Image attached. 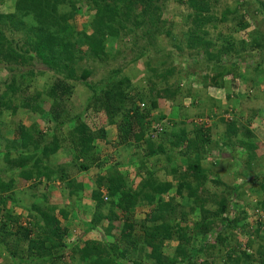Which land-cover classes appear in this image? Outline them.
Here are the masks:
<instances>
[{
    "label": "trees",
    "instance_id": "obj_1",
    "mask_svg": "<svg viewBox=\"0 0 264 264\" xmlns=\"http://www.w3.org/2000/svg\"><path fill=\"white\" fill-rule=\"evenodd\" d=\"M79 2L87 4L88 9L93 12L88 24L91 32L86 28L78 32L70 24V20L80 9L78 0H15L12 11L0 13V60L16 67L10 86L12 92L25 94L33 84L38 72L25 70L31 62L37 61L57 74L48 90L24 97L21 104L27 111L51 117L56 125L53 134L38 131L39 125L36 122L30 126L19 124L18 140H6L8 147L18 154L11 163L21 169L20 176L26 180L59 181L63 184L65 198L68 196L70 201L63 207L50 205L45 196L42 202H32L29 222L23 225L20 216L13 215L7 208L8 201H16L15 183L0 177V215L3 217L0 225V248L7 253L10 264H64L63 260L69 255V251L77 261L75 264H217L218 258L223 259L224 264H264V245H258L256 240L264 225L258 224L253 231L254 235L248 232L246 211L240 210L237 203L236 197L247 182L232 187L216 202L218 206L215 209L208 206L210 200L198 194L207 178L202 159L210 137L204 128L196 129L193 138H189L186 128H180L173 133L174 140L171 143L172 149H179L183 143H187L182 155L186 157L188 168L181 176H176L179 179L176 191L183 196L187 190L188 199L196 204L192 206L191 212L199 210L200 219L193 222L192 228L187 223L182 226L181 221L188 222L189 216L180 210V206L171 203L174 198L164 202L163 197L175 188V184L154 178L157 169L148 170V175L133 188L115 168L97 179L96 188L91 194L93 211L91 214L85 212L81 240L71 246L66 242L70 229L63 225V220L69 219L68 207L71 205L75 210L83 209L77 203L82 201L84 189L77 178H71L68 166L55 168L50 163V159L62 148L57 133H61L67 126L71 127L67 143L74 153L71 166L76 167L79 172H87L100 163L95 147L96 139L104 138L107 134L104 130L93 131L84 119L86 113L89 110L102 112L107 116L108 122L114 125L123 112H131L128 117L132 120L127 125L136 142L146 139L149 148L145 157L149 158L160 152L164 153L165 148L156 146L150 138H146L149 133L147 119L159 108V99L174 101L182 93L180 83H169V77L174 74V70L170 68H153L152 74L156 75L148 87V95H141L138 100L145 108H141L135 95L133 96L131 79L127 76L117 79L120 69L113 71L96 85L87 80L91 76L87 74V70L78 76L80 66L87 58L103 61L110 57L108 49L113 41L131 36L144 38L145 35L152 38V27L160 22L161 17V13H158L161 11L160 7L151 0ZM184 3L193 10L190 14L193 25L186 36L187 47L195 49L197 45L205 53L206 65L214 66V74L204 76L206 85H224V77L230 73L231 67L226 66L223 57L237 51L233 45L223 46L216 52L208 51L209 47L214 46V41L198 45L200 34L208 35L206 26H215L218 19L212 16L208 0H186ZM224 20H227L225 14L221 21ZM241 27L246 29L247 25L241 24ZM159 29L156 27L155 32ZM139 30L142 32H138ZM20 31L24 35L18 40L16 34ZM256 45L262 47L258 40L255 47ZM150 53V50L144 49L132 62ZM75 81H82L92 92V96L88 98L82 111L72 114L66 97L73 94ZM43 95L51 101L48 111L43 108L46 101ZM1 106L11 110L13 115L18 110L17 106H12L9 102H3ZM2 111L0 110V116ZM239 130L235 121L230 122L226 131L229 140L239 137ZM244 133L249 139L248 142L240 139L241 144L251 151L254 147L251 142L253 134L249 130ZM48 136L52 140L49 141ZM165 155L168 165L173 164L176 157L168 152ZM4 156L6 162H10L11 152H6ZM173 174L177 175V171ZM254 177L257 180L259 175L255 174ZM104 182L108 184L107 187H104ZM144 207L150 211L144 219L137 220L136 213L139 208ZM256 207L259 212L264 213V199ZM236 211L242 217L236 216ZM240 229L249 237L244 248L241 244L234 246L232 242L237 241L234 232ZM89 232H96L98 238L84 239ZM171 241L178 244L173 254L165 253L163 248ZM199 242L200 246L195 244ZM201 258L204 261L200 262ZM1 259L0 253V261Z\"/></svg>",
    "mask_w": 264,
    "mask_h": 264
},
{
    "label": "rangeland",
    "instance_id": "obj_2",
    "mask_svg": "<svg viewBox=\"0 0 264 264\" xmlns=\"http://www.w3.org/2000/svg\"><path fill=\"white\" fill-rule=\"evenodd\" d=\"M79 1L77 5L80 9L70 20V24L78 32L85 28L91 32L88 24L93 12L88 9L87 4L83 5ZM151 1L161 9L158 12L161 13L160 22H156V26L152 27V38L144 35V38L131 36L113 41L108 49L110 57L103 61L87 58L81 64V70L77 75L80 76L84 70H87V74H91L87 80L96 85L109 77L113 71L120 69L121 72L117 79L121 80L124 76L131 79L133 96L135 95L137 104L145 108L138 100L141 95L142 97L148 95V87L151 86V81L155 80L156 75L152 74L153 68L174 70V74L169 77V83H180L181 96H178V99L175 98L174 101L159 99V108L154 110L147 119L149 133L146 138H150L156 146H164L165 150L164 153L145 157L149 148L146 139L136 142L132 135L133 132L127 125V122L132 120L128 117L131 112L127 114L123 112L116 124L112 125L104 113L89 110L84 118L86 123L93 131L104 130L107 135L104 138L98 137L95 141L100 163L87 172H79L76 167L71 166L74 153L67 144L71 127L67 126L61 133H57L62 148L50 159V163L55 168L61 165L68 166L71 178H77V182L84 189L83 199L77 203L81 204L83 209L75 210L71 205L68 207L69 219L67 221L62 219L63 225L70 229L66 238L70 246L78 244L81 240L85 212L91 214L93 211L91 194L96 188L97 179L115 168L123 174L128 185L133 188H136L142 178L148 175V170L157 169L154 178L175 184V188L163 197L164 202L167 203L174 198L171 203L177 207L180 206V210L189 216L188 222L181 221L183 219L180 216L182 226H186L187 223L192 228L193 222L200 219L199 210L191 212L192 206L196 204L188 199L187 190L183 196L176 191L178 175L188 168L186 157L182 155L187 143H183L179 149L171 147L174 140L173 133L180 128H186L189 131V138H193L195 130L199 128H204L209 132L210 140L202 159L207 178L204 187L198 193L199 196L210 200L208 206L215 209L218 206L216 202L232 187L247 182L239 196L236 197L239 209H244L247 214L246 222L249 227L246 230L254 235L253 231L258 224L264 225V213L259 212L256 207L258 202L264 199V0H208L211 14L218 21L215 26L213 24L206 26L208 35L200 34L197 39L198 45H206V41H214V46L209 47L208 51L216 52L227 45H233L234 50L237 51L228 56L224 55L223 61L226 66L231 67V71L224 77V85L218 87L212 84L206 85L207 81L204 76L213 75L215 69L211 64L206 65L205 53L197 45L195 49L187 47L186 36L193 25L190 16L193 10L184 3L186 0ZM14 2L15 0H0V13L12 11ZM224 14L227 20L221 21ZM241 24H246V29H242ZM156 27L160 28L158 32H155ZM16 35L20 40L24 34L22 35L20 31ZM256 40L261 43L262 47L257 45L255 47ZM144 49L150 50L151 53L132 62ZM15 69V66L0 60V110H3L0 116V122H3L0 123V177L5 181H14L16 201H8L7 208L13 215L20 216L21 223L26 225L29 222L28 216L31 214L32 202H42L45 196L50 205L63 207L70 201L67 199L68 196L65 198L62 191L63 184L59 181L26 180L20 176L21 169L11 163L18 157V154L8 147L9 143L6 140H18L19 124L30 126L36 122L39 125L38 131L49 135L53 134L56 127L51 117L27 111L22 108L21 104H23L24 97L32 96L37 92L42 94L46 89L48 90L56 80L57 74L37 61L31 62L25 70H35L38 72L37 76L25 94H15L10 89ZM74 85L73 94L66 97L67 106L72 114L82 111L88 98L92 96V92L82 81H75ZM43 99H46L43 108L48 111L51 101L45 95ZM3 102L17 106L16 114L13 115L11 110L4 109L1 106ZM233 121L238 125L240 134L239 137L229 140L226 132L227 125ZM156 126H162L164 129L159 131ZM246 130L253 134L251 142L254 143V147L251 151H248L240 141L243 139L248 142L249 138L244 133ZM48 139L50 141L52 137ZM9 151L11 160L6 162L4 155ZM165 152L172 153L176 157L173 164L168 165ZM176 171L177 175L173 174ZM255 174L259 175L257 180H255ZM107 185L104 182V187ZM149 211L147 207L139 208L136 213L137 220L144 219ZM235 215L239 216L240 212L236 211ZM2 219L0 215V225L3 222ZM260 230V235L256 240H258V245L260 243L264 245V226ZM137 231H140V227ZM90 233L86 235V239H93ZM234 234L237 241H232L233 245L241 244L244 248L249 240L248 235L242 229L235 231ZM97 235L94 232L93 236L98 238ZM177 244L176 241H171L164 246L163 251L173 254ZM195 244L200 246L201 243ZM1 248L0 264H10L7 253H4ZM68 254L63 260L64 264L77 262L70 251ZM224 259L227 260L225 257ZM222 260L218 258L217 264H224L225 261ZM199 261H204V258Z\"/></svg>",
    "mask_w": 264,
    "mask_h": 264
},
{
    "label": "crops",
    "instance_id": "obj_3",
    "mask_svg": "<svg viewBox=\"0 0 264 264\" xmlns=\"http://www.w3.org/2000/svg\"><path fill=\"white\" fill-rule=\"evenodd\" d=\"M80 211V210H79ZM94 232H91L89 235L92 236L93 239L97 238L96 236H93ZM88 235V234H87Z\"/></svg>",
    "mask_w": 264,
    "mask_h": 264
},
{
    "label": "built area",
    "instance_id": "obj_4",
    "mask_svg": "<svg viewBox=\"0 0 264 264\" xmlns=\"http://www.w3.org/2000/svg\"><path fill=\"white\" fill-rule=\"evenodd\" d=\"M156 129L161 131L162 130V126H160V127L156 126Z\"/></svg>",
    "mask_w": 264,
    "mask_h": 264
},
{
    "label": "clouds",
    "instance_id": "obj_5",
    "mask_svg": "<svg viewBox=\"0 0 264 264\" xmlns=\"http://www.w3.org/2000/svg\"><path fill=\"white\" fill-rule=\"evenodd\" d=\"M163 129H164V128L162 127V130H163ZM85 237H86V236H85ZM85 237H84V239H86ZM78 243H79V242H78Z\"/></svg>",
    "mask_w": 264,
    "mask_h": 264
}]
</instances>
